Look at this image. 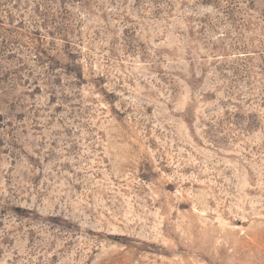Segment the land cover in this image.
<instances>
[{
  "label": "rangeland",
  "instance_id": "374dc122",
  "mask_svg": "<svg viewBox=\"0 0 264 264\" xmlns=\"http://www.w3.org/2000/svg\"><path fill=\"white\" fill-rule=\"evenodd\" d=\"M0 264H264V0H0Z\"/></svg>",
  "mask_w": 264,
  "mask_h": 264
}]
</instances>
